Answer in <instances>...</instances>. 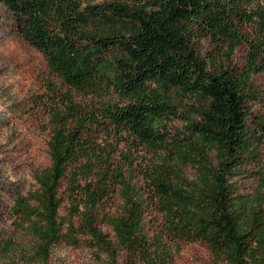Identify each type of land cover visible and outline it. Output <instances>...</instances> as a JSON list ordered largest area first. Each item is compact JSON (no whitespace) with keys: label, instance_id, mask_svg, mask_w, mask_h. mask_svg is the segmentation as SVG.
<instances>
[{"label":"trees","instance_id":"obj_1","mask_svg":"<svg viewBox=\"0 0 264 264\" xmlns=\"http://www.w3.org/2000/svg\"><path fill=\"white\" fill-rule=\"evenodd\" d=\"M1 1L58 80L46 82L51 165L12 209L30 238L24 258L50 264L57 245L89 235L112 264L121 249L135 264H172L182 241L197 240L215 263L264 264V194L240 193L236 179L264 136V122L248 123L251 77L264 70V0ZM203 37L227 46L228 57L247 44L248 65L207 63L194 47ZM133 148L144 152L138 165ZM115 191L120 213L101 217L98 206ZM148 210L160 217L152 237Z\"/></svg>","mask_w":264,"mask_h":264},{"label":"rangeland","instance_id":"obj_2","mask_svg":"<svg viewBox=\"0 0 264 264\" xmlns=\"http://www.w3.org/2000/svg\"><path fill=\"white\" fill-rule=\"evenodd\" d=\"M247 35L252 34L251 25H243ZM195 50L209 64L226 61L227 67L236 72L242 71L249 63V46L241 44L229 57L227 46L217 48L210 37H203L194 44ZM264 63V62H263ZM58 81L50 73L43 54L27 42L13 19L11 12L0 0V237L10 242V249L0 245V264H36L24 258V247L29 248V236L18 230L12 209L21 196L28 197L38 188L35 173L51 165L49 141L52 134L51 106L46 94V82ZM248 105L251 114L248 123L257 129L264 122V70L252 75L248 89ZM75 98H85L75 92ZM178 101V100H176ZM175 127L182 128L180 122ZM174 131V130H173ZM127 150L123 148V151ZM133 148L132 159L138 165L143 161V151ZM258 157H250L249 162L237 176L239 192L256 195L260 190L264 175V136L257 144ZM193 176L194 170L187 169ZM135 181L144 185L141 177ZM68 176L63 180L60 195L63 199L61 215H66L69 207L67 195ZM123 199L118 191L111 194L99 206L101 217L105 214L120 213ZM79 224L81 218H74ZM160 217L148 210L145 220V233L152 237L157 230ZM98 226L117 242L112 226L102 218ZM66 231V227L63 232ZM78 245L62 242L57 245L50 264H112L108 255L93 243L89 235H80ZM31 255H28L30 257ZM127 249H121L115 264H135ZM139 264V263H138ZM172 264H218L215 263L210 247L203 241H182L174 254ZM222 264V263H220Z\"/></svg>","mask_w":264,"mask_h":264}]
</instances>
